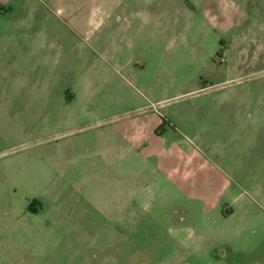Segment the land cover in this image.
<instances>
[{
  "label": "rangeland",
  "instance_id": "rangeland-1",
  "mask_svg": "<svg viewBox=\"0 0 264 264\" xmlns=\"http://www.w3.org/2000/svg\"><path fill=\"white\" fill-rule=\"evenodd\" d=\"M109 2L0 0V264H264V0Z\"/></svg>",
  "mask_w": 264,
  "mask_h": 264
},
{
  "label": "crops",
  "instance_id": "crops-1",
  "mask_svg": "<svg viewBox=\"0 0 264 264\" xmlns=\"http://www.w3.org/2000/svg\"><path fill=\"white\" fill-rule=\"evenodd\" d=\"M116 0H110V4H112V3H114ZM156 128V127H155ZM155 128L153 129V131L155 132ZM147 131H151V129L150 128H144V127H137V129H136V132L138 133V134H136V135H133L131 138H130V140L129 141H132V140H134V141H140V140H144V138H145V136H146V132ZM134 162V161H133ZM163 165V167H164V170L165 171H167V170H169L168 172H166L167 173V175L169 176V179L171 180V182H172V185L174 186V188L176 189V190H178L179 189V184H177L176 183V180H175V176H173L172 175V171L170 170V169H168L167 167H168V165H167V167H166V165L163 163L162 164ZM176 172V171H175ZM175 174V173H174ZM93 192V191H92ZM111 210H112V208H111ZM123 214V212H121V215ZM122 217V218H121ZM116 220H120V221H123V216H118V219H116ZM181 222H182V220H181Z\"/></svg>",
  "mask_w": 264,
  "mask_h": 264
},
{
  "label": "flooded vegetation",
  "instance_id": "flooded-vegetation-1",
  "mask_svg": "<svg viewBox=\"0 0 264 264\" xmlns=\"http://www.w3.org/2000/svg\"><path fill=\"white\" fill-rule=\"evenodd\" d=\"M34 202L38 203V204L40 205L41 208L43 207V204H42V202H41L40 200H35ZM34 202H33V203H34ZM34 204H35V203H34ZM181 220H182V219H181ZM124 221H125V223H128V214L125 216ZM85 242H90V243L87 244V246L89 245V246L91 247V249H92V251H93V256L95 257V256H96L95 252H96V250H97V249H96L97 247H96L95 243H94L92 240H90V241L87 240V241H85ZM117 248H118V247H116V246H115L114 248H113V247H110V250H117ZM126 251H127V250H125V253H126Z\"/></svg>",
  "mask_w": 264,
  "mask_h": 264
}]
</instances>
